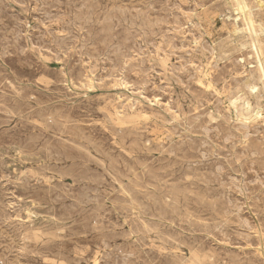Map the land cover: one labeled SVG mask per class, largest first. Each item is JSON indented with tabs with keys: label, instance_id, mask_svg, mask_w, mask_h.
I'll return each mask as SVG.
<instances>
[{
	"label": "rangeland",
	"instance_id": "obj_1",
	"mask_svg": "<svg viewBox=\"0 0 264 264\" xmlns=\"http://www.w3.org/2000/svg\"><path fill=\"white\" fill-rule=\"evenodd\" d=\"M263 1L0 0V264H264Z\"/></svg>",
	"mask_w": 264,
	"mask_h": 264
},
{
	"label": "bare ground",
	"instance_id": "obj_2",
	"mask_svg": "<svg viewBox=\"0 0 264 264\" xmlns=\"http://www.w3.org/2000/svg\"><path fill=\"white\" fill-rule=\"evenodd\" d=\"M29 1H30V0H29ZM233 1H234V0H233ZM237 1H242V2H244V0H237ZM54 2H55V1H54ZM56 2H57V1H56ZM230 2H231V1H230ZM247 2H248V1H247ZM254 2H255V1H254ZM263 2H264V1H263ZM245 3H246V1H245ZM250 3H251V2H250ZM32 4H33V3H32ZM47 4H48V3H47ZM50 4H51V3H50ZM58 4H60V2H58ZM259 4H260V3H259ZM30 5H31V4H30ZM236 5H237V4H236ZM46 6H47V5H46ZM59 6H63V5H59ZM64 6H65V5H64ZM232 6H233V5H232ZM245 6H246V4H245ZM245 6H244V7H245ZM50 7H52V5H51ZM236 7H237V6H236ZM236 7H235V8H236ZM250 7H251V6H250ZM250 7L247 6V8H250ZM263 7H264V6H263ZM53 8H55V7H53ZM57 8H58V7H57ZM67 8H68V7H67ZM233 8H234V7H233ZM237 9H238V8H237ZM242 9H243V8H242ZM67 10H68V9H67ZM69 10H70V8H69ZM69 10H68V11H69ZM246 10H247V9H246ZM250 10H251V9H250ZM65 11H66V10H65ZM237 11H238V10H237ZM237 11H236V12H237ZM243 11H244V10H243ZM243 11L241 10V13H242ZM49 12H50V11H49ZM66 12H67V11H66ZM253 12H255V9H254ZM69 13H70V12H69ZM75 13H76V12H75ZM77 13H78V12H77ZM80 13H83V14H84L83 11L80 12ZM237 13H238V12H237ZM46 14H47V12H46ZM67 14H68V13H67ZM70 14H71V13H70ZM244 14H245V12H244ZM54 15H55V14H54ZM63 15H65V14H63ZM78 15H79V13H78ZM88 15H89V14H88ZM237 15H238V14H237ZM56 16H57V14H56ZM65 16H66V15H65ZM84 16H85V15H84ZM235 16H236V15H235ZM245 16H246V15H245ZM46 17H47V16H46ZM50 17H51V16H50ZM73 17H74V16H73ZM80 17H81V16H80ZM102 17H103V16H102ZM82 18H83V17H82ZM100 18H101V17H100ZM114 18H115V17H114ZM124 18H125V17H124ZM127 18H128V17H127ZM188 18H189V17H188ZM188 18H187V19H188ZM73 19H74V18H73ZM75 19H76V18H75ZM102 19H103V18H102ZM121 19H122V18H121ZM246 19H247V18H246ZM38 20H39V19H38ZM49 20H50V19H49ZM59 20H62V19H59ZM124 20H125V19H124ZM127 20H128V19H127ZM252 20H253V19H252ZM260 20H261V19H260ZM62 21H63V20H62ZM104 21H105V20H104ZM261 21H262V20H261ZM71 22H72V21H71ZM79 22H80V21H79ZM129 22H130V21H129ZM138 22H139V21H138ZM188 22H189V21H188ZM191 22H192V21H191ZM239 22H242V21H239ZM247 22H248V21H247ZM251 22H252V21H251ZM256 22H257V21H256ZM68 23H69V21H68ZM88 23H89V22H88ZM242 23H244V22H242ZM252 23H253V22H252ZM41 24H42V23H41ZM65 24H66V23H65ZM190 24H191V23H190ZM235 24H236V23H235ZM235 24H234V25H235ZM257 24H258V23H257ZM71 25H72V24H71ZM71 25H70V26H71ZM75 25H76V24H75ZM137 25H138V24H137ZM142 25H143V23H142ZM145 25H146V24H145ZM187 25H189V23H188ZM194 25H195V24H194ZM239 25H240V24H239ZM243 25H244V24H243ZM94 26H95V25H94ZM128 26H129V25H128ZM61 27H62V26H61ZM64 27H65V26H64ZM66 27H67V26H66ZM97 27H98V26H97ZM113 27H114V26H113ZM115 27H116V26H115ZM191 27H192V26H191ZM260 27H261V26H260ZM62 28H63V27H62ZM62 28H61V29H62ZM70 28H72V27H70ZM95 28H96V26H95ZM150 28H151V27H150ZM249 28H250V27H249ZM75 29H76V28H75ZM80 29H81V28H80ZM97 29H99V28H97ZM197 29H198V28H197ZM242 29H243V28H242ZM250 29H251V28H250ZM67 30H70V29L67 28ZM85 30H86V29H85ZM131 30H132V29H131ZM246 30H247V29H246ZM260 30H261V29H260ZM29 31H30V30H29ZM54 31H55V30H54ZM62 31H63V30H62ZM70 31H71V30H70ZM94 31H96V30H94ZM199 31H200V30H199ZM244 31H245V30H244ZM46 32H47V31H46ZM65 32H66V31H65ZM149 32H150V31H149ZM254 32H255V31H254ZM88 33H89V32H88ZM200 33H201V32H200ZM244 33H245V32H244ZM249 33H250V32H249ZM35 34H36V33H35ZM40 34H41V33H40ZM44 34H45V33H44ZM74 34H75V33H74ZM91 34H93V33H91ZM125 34H126V33H125ZM127 34H128V33H127ZM132 34H133V33H132ZM205 34H206V32H205ZM259 34H260V33H259ZM33 35H34V34H33ZM36 35H37V34H36ZM38 35H39V34H38ZM48 35H49V34H48ZM75 35H76V34H75ZM101 35H102V34H101ZM242 35H243V34H242ZM53 36H54V35H53ZM71 36H72V35H71ZM73 36H74V35H73ZM78 36H80V35H78ZM89 36H91V35L89 34ZM122 36H123V35H122ZM159 36H160V35H159ZM159 36H158V37H159ZM163 36H165V34H164ZM191 36H192V35H191ZM247 36H248V35H247ZM247 36H246V37H247ZM22 37H23V36H22ZM22 37H21V38H22ZM40 37H41V36H40ZM69 37H70V36H69ZM69 37H68V38H69ZM196 37H197V36H196ZM243 37H244V36H243ZM33 38H34V37H33ZM65 38L67 39V37H65ZM74 38H75V37H74ZM161 38H162V37H161ZM207 38H208V37H207ZM235 38H236V37H235ZM241 38H242V37H241ZM28 39H29V38H28ZM76 39H77V38H76ZM76 39H74V40H76ZM81 39H82V38H81ZM81 39H80V40H81ZM159 39H160V38H159ZM193 39H194V37H193ZM193 39H192V40H193ZM198 39H199V38H198ZM200 39H201V38H200ZM238 39H239V38H238ZM242 39H243V38H242ZM242 39H241V41H242ZM53 40H54V38H53ZM71 40H72V39H71ZM78 40H79V39H78ZM86 40H87V39H86ZM92 40H93V39H92ZM163 40H164V39H163ZM246 40H247V39H246ZM34 41H35V40H34ZM57 41H58V40H57ZM69 41H70V40H69ZM69 41H68V42H69ZM72 41H73V40H72ZM93 41H94V40H93ZM101 41H102V40H101ZM195 41H196V40H195ZM234 41H235V43H236V40H234ZM247 41H248V40H247ZM32 42H33V41H32ZM32 42H31V43H32ZM41 42H42V41H41ZM63 42H64V41H63ZM65 42H66V41H65ZM98 42H99V41H98ZM102 42H103V41H102ZM53 43H54V42H53ZM76 43H77V42H76ZM91 43H92V42H91ZM91 43H90V44H91ZM95 43H96V42H95ZM131 43H132V42H131ZM195 43H196V42H195ZM202 43H203V42H202ZM210 43H212V42H210ZM239 43H240V42H239ZM242 43H243V42H242ZM259 43H260V41H259ZM66 44H67V43H66ZM74 44H75V43H74ZM92 44H93V43H92ZM186 44H187V43H186ZM186 44H185V45H186ZM193 44H194V43H193ZM212 44H213V43H212ZM212 44H211V45H212ZM233 44H234V43H233ZM41 45H42V44H41ZM63 45H65V43H63ZM70 45H71V44H70ZM70 45H68V46H70ZM81 45H82V44H81ZM114 45H115V44H114ZM133 45H134V44H133ZM237 45H238V44H237ZM247 45H248V42H247ZM252 45H253V44H252ZM68 46L66 45V47H68ZM85 46H87V45H85ZM94 46H95V45H94ZM94 46H93V47H94ZM112 46H113V44H112ZM120 46H122V45H120ZM191 46H192V45H191ZM196 46H197V44H196ZM203 46H205L204 43H203ZM203 46H202V47H203ZM75 47H76V46H75ZM79 47H80V46H79ZM113 47H114V46H113ZM116 47H117V46H116ZM132 47H133V46H132ZM136 47H137V46H136ZM157 47H158V46H157ZM157 47H156V48H157ZM160 47H161V46H160ZM193 47H194V46H193ZM217 47H218V46H217ZM249 47H250V45H249ZM90 48H91V47H90ZM199 48H201V47H199ZM227 48H228V47H227ZM232 48H233V47H232ZM237 48H238V47H237ZM56 49H57V48H56ZM76 49H77V48H76ZM93 49H98V48H93ZM122 49H123V48H122ZM122 49H121V50H122ZM159 49H160V48H159ZM187 49H188V48H187ZM205 49H206V48H205ZM208 49H209V48H208ZM256 49H257V48H256ZM86 50H87V49H86ZM123 50H124V49H123ZM132 50H133V48H132ZM138 50H139V49H138ZM201 50H202V49H201ZM234 50H235V49H234ZM247 50H248V49H247ZM249 50H250V49H249ZM260 50H261V49H260ZM57 51H59V50H57ZM80 51H81V50H80ZM88 51H89V50H88ZM91 51H92V50H91ZM107 51H108V50H107ZM114 51L117 52V49H116V50L114 49ZM130 51H131V50H130ZM188 51H189V50H188ZM194 51H195V50H194ZM198 51H199V50H198ZM212 51H213V50H212ZM230 51H231V50H230ZM230 51H229V52H230ZM257 51H258V49H257ZM31 52H32V51H31ZM68 52H69V51H68ZM73 52H74V51H73ZM81 52H82V51H81ZM81 52H80V53H81ZM112 52H113V51H112ZM139 52H140V51H139ZM39 53H40V52H39ZM55 53H56V52H55ZM95 53H96V50H95ZM131 53H132V52H131ZM137 53H138V52H137ZM137 53H136V54H137ZM167 53H168V52H167ZM186 53H187V52H186ZM197 53H199V52H196V54H197ZM210 53H211V52H210ZM210 53H209V54H210ZM223 53H224V52H223ZM234 53H235V52H234ZM37 54H38V53H37ZM75 54H77V53H75ZM83 54H84V53H83ZM83 54H82V55H83ZM104 54H106V52H105ZM188 54H189V53H188ZM209 54H208V55H209ZM241 54H242V53H241ZM245 54H246V53H245ZM250 54H251V53H250ZM32 55H33V54H32ZM55 55H56V54H55ZM89 55H90V54H89ZM112 55H113V54H112ZM114 55H115V54H114ZM133 55H134V54H133ZM157 55H159V54H157ZM169 55H170V54H169ZM220 55H221V54H220ZM243 55H244V53H243ZM87 56H88V54H87ZM95 56H97V55H95ZM101 56H102V55H101ZM109 56H110V55H109ZM130 56H131V54H130ZM165 56H166V55H165ZM187 56H188V55H187ZM191 56H193V55H191ZM211 56H212V55H211ZM232 56H233V55H232ZM235 56H236V55H235ZM259 56H260V55H259ZM64 57H65V56H64ZM72 57H73V56H72ZM88 57H89V56H88ZM133 57H134V56H133ZM175 57H176V55H175ZM207 57H208V56H207ZM217 57H218V56H217ZM228 57H229V56H228ZM239 57H240V56H239ZM74 58H75V57H74ZM74 58H73V59H74ZM82 58H83V57H82ZM136 58H137V57H136ZM181 58H182V57H181ZM193 58H195V57H193ZM209 58H210V57H209ZM235 58H237V57H235ZM32 59H33V58H32ZM59 59H61V58H59ZM95 59H96V58H95ZM110 59H111V58H110ZM131 59H133V58H131ZM157 59H158V58H157ZM200 59H201V58H200ZM207 59H208V58H207ZM222 59H223V58H222ZM226 59H227V58H226ZM231 59H232V58H231ZM231 59H230V60H231ZM66 60H67V59H66ZM242 60L244 61L245 59H242ZM247 60H248V59H247ZM247 60H245V61L247 62ZM251 60H252V59H251ZM254 60H255V59H254ZM257 60H258V59H257ZM86 61H87V60H86ZM140 61H141V60H140ZM208 61H209V60H208ZM221 61H222V60H221ZM238 61H239V60H238ZM49 62H50V61H49ZM51 62H52V61H51ZM54 62H55V61H54ZM83 62H84V61H83ZM92 62H93V61H92ZM148 62H149V60H148ZM182 62H183V61H182ZM197 62H198V61H197ZM222 62H223V61H222ZM225 62H226V61H225ZM248 62H249V61H248ZM183 63H184V62H183ZM217 63H218V62H217ZM226 63H227V62H226ZM250 63H251V62H250ZM262 63H263V62H262ZM140 64H141V63H140ZM171 64H172V63H171ZM174 64H175V63H174ZM176 64H177V63H176ZM179 64H180V63H178V65H179ZM189 64H191V63H189ZM199 64H200V63H199ZM203 64H204V63H203ZM206 64H207V63H206ZM223 64H224V63H223ZM232 64H234V63H232ZM241 64H243V63H241ZM33 65H34V64H33ZM85 65H86V64H85ZM89 65H91V64L89 63ZM178 65H177V66H178ZM211 65H212V63H211ZM214 65H215V64H214ZM226 65H227V64H226ZM226 65H225V66H226ZM239 65H240V64H239ZM243 65H244V64H243ZM64 66H66V65H64ZM67 66H68V65H67ZM125 66H126V65H125ZM183 66H184V65H183ZM208 66H209V63H208ZM215 66H216V65H215ZM217 66H218V65H217ZM254 66H255V65H254ZM32 67H33V66H32ZM50 67H51V66H50ZM60 67H61V66H60ZM98 67H99V66H98ZM101 67H102V66H101ZM194 67H195V66H194ZM194 67H193V70H195ZM201 67H202V66H201ZM226 67H227V66H226ZM231 67H232V66H231ZM237 67H238V66H237ZM241 67H242V66H241ZM39 68H40V67H39ZM41 68H42V67H41ZM41 68H40V69H41ZM61 68H62V67H61ZM123 68H124V66H123ZM191 68H192V67H191ZM204 68H205V67H204ZM221 68H222V67H221ZM221 68H220V70H221ZM228 68H229V67H228ZM40 69H38V70H40ZM76 69H77V68H76ZM76 69H75V70H76ZM81 69H82V68H81ZM103 69H104V68H103ZM170 69H171V68H170ZM189 69H190V67H189ZM217 69H218V68H217ZM229 69H230V68H229ZM232 69H233V68H232ZM242 69H243V68H242ZM42 70H43V69H42ZM64 70H66V69L64 68ZM91 70H93V69H91ZM96 70H97V69H96ZM122 70H123V69H122ZM211 70H212V69H211ZM213 70H214V69H213ZM215 70H216V69H215ZM222 70H223V69H222ZM222 70H221V71H222ZM259 70H260V69H259ZM81 71H82V70H81ZM136 71H137V70H136ZM139 71H140V70H139ZM168 71H169V70H168ZM174 71H176V70H174ZM191 71H192V69H191ZM198 71H199V70H198ZM203 71H204V70H203ZM230 71H231V70H230ZM237 71H238V70H237ZM240 71H241V69H240ZM252 71H253V69H252ZM257 71H258V67H257ZM57 72H59V71H57ZM57 72H56V73H57ZM75 72H77V71H75ZM75 72H74V73H75ZM78 72H79V71H78ZM78 72H77V73H78ZM82 72H83V71H82ZM127 72H128V71H127ZM169 72H170V71H169ZM171 72H172V71H171ZM180 72H181V71H180ZM210 72H211V71H210ZM222 72H223V71H222ZM228 72H229V71H228ZM250 72H251V71H250ZM261 72H262V71H261ZM46 73H47V72H46ZM61 73H62V72H61ZM61 73H59V74H61ZM77 73H75V74H77ZM80 73H81V72H80ZM175 73H176V72H175ZM197 73H198V72H197ZM218 73H219V72H218ZM233 73H234V71H233ZM239 73H240V72H239ZM247 73H248V72H247ZM64 74H65V73H64ZM87 74H88V73H87ZM193 74H194V73H193ZM226 74H227V72H226ZM230 74H231V73H230ZM235 74H236V73H235ZM252 74H253V73H252ZM38 75H39V74H38ZM55 75H56V74H55ZM55 75H54V77H55ZM83 75H84V73H83ZM107 75H108V74H107ZM175 75H176V74H175ZM175 75H174V76H175ZM203 75H204V73H203ZM220 75H221V74H220ZM224 75H225V74H224ZM232 75H233V74H232ZM23 76H25V75H23ZM32 76H33V75H32ZM118 76H119V75H118ZM178 76H179V75H178ZM178 76H176V77H178ZM240 76H241V75H240ZM249 76H250V74H249ZM260 76H261V75H260ZM64 77H65V76H64ZM79 77H80V75H79ZM82 77H83V76H82ZM102 77H103V76H102ZM115 77H116V76H115ZM168 77H169V76H168ZM198 77H199V76H198ZM206 77H207V76H206ZM218 77H219V76H218ZM220 77H221V76H220ZM223 77H224V76H223ZM245 77H246V76H245ZM5 78H6V77H5ZM12 78H13V77H12ZM19 78H20V77H19ZM30 78H31V77H30ZM67 78H68V77H67ZM70 78H71V77H70ZM108 78H109V77H108ZM126 78H127V77H126ZM179 78H180V76H179ZM181 78H182V77H181ZM188 78H189V77H188ZM243 78H244V77H243ZM65 79H66V78H65ZM74 79H75V77H74ZM74 79H73V80H74ZM80 79H82V78H80ZM80 79H79V80H80ZM91 79H92V78H91ZM102 79H103V78H102ZM173 79H174V78H173ZM213 79H214V78H213ZM224 79H225V78H224ZM232 79H233V78H232ZM232 79H231V80H232ZM50 80H51V79H50ZM53 80H54V79H53ZM56 80H58V79H56ZM62 80H64V79H62ZM92 80H93V79H92ZM97 80H98V79H97ZM175 80H176V79H175ZM217 80H218V82H220L219 79H217ZM228 80H229V79H228ZM228 80L226 79V81H228ZM235 80H236V79H235ZM235 80H234V81H235ZM245 80H246V79H245ZM252 80H253V79H252ZM8 81H9V80H8ZM16 81H17V80H16ZM25 81H26V80H25ZM82 81H83V80H82ZM82 81H81V82H82ZM86 81H87V80H86ZM120 81H121V79H120ZM173 81H174V80H173ZM184 81H185V80H184ZM188 81H189V80H188ZM191 81H192V80H191ZM209 81H210V80H209ZM250 81H251V80H250ZM28 82H29V81H28ZM67 82H69V81H67ZM71 82H72V81H71ZM207 82H208V81H207ZM213 82H214V81H213ZM229 82H230V81H229ZM242 82H243V81H242ZM262 82H263V81H262ZM65 83H66V82H65ZM79 83H80V82H79ZM85 83H86V82H85ZM101 83H102V81H101ZM101 83H100V84H101ZM115 83H116V82H115ZM115 83H114V84H115ZM182 83H183V82H182ZM185 83H186V82H185ZM198 83H199V82H198ZM227 83H228V82H227ZM233 83H234V82H232V84H233ZM237 83H238V82H237ZM245 83H246V82H245ZM253 83H254V82H253ZM10 84H11V83H10ZM32 84H33V83H32ZM74 84H75V83H74ZM83 84H84V82H83ZM86 84H87V83H86ZM88 84H90V83H88ZM110 84H111V83H110ZM186 84H187V83H186ZM214 84H215V83H214ZM230 84H231V83H230ZM251 84H252V83H251ZM256 84H257V83H256ZM256 84H255V85H256ZM26 85H27V84H26ZM81 85H82V84H81ZM108 85H109V84H108ZM173 85H174V84H173ZM207 85H208V84H207ZM216 85H217V84H216ZM218 85H219V84H218ZM233 85H234V84H233ZM244 85H245V84H244ZM7 86H9V85H7ZM40 86H41V85H40ZM84 86H85V85H84ZM95 86H96V85H95ZM99 86H100V85H99ZM101 86H103V85H101ZM104 86H105V85H104ZM122 86H123V85H122ZM126 86H127V85H126ZM187 86H188V85H187ZM213 86H215V85H213ZM221 86H222V85H221ZM225 86H226V85H225ZM229 86H230V85H229ZM237 86H238V85L236 84L235 87H237ZM27 87H28V86H27ZM110 87H111V85H110ZM218 87H219V86H218ZM238 87H239V86H238ZM238 87H237V88H238ZM240 87H241V86H240ZM256 87H258V86H256ZM261 87H262V86H261ZM1 88H2V86H1ZM58 88H59V87H58ZM89 88H90V87H89ZM91 88H92V87H91ZM179 88H180V87H179ZM214 88H215V87H213V89H214ZM244 88H245V87H244ZM248 88H249V87H248ZM248 88H247V90H248ZM253 88H254V87L252 86V89H253ZM38 89H39V88H38ZM38 89H37V90H38ZM47 89H48V88H47ZM92 89H93V88H92ZM124 89H126V88H124ZM185 89H187V88H185ZM217 89H218V88H216V90H217ZM222 89H223V88H222ZM232 89H233V88H232ZM240 89H241V88H240ZM245 89H246V88H245ZM187 90H189V89H187ZM214 90H215V89H214ZM219 90H220V89H219ZM223 90H224V89H223ZM227 90H228V89H227ZM263 90H264V89H263ZM19 91H20V89H19ZM21 91H22V90H21ZM47 91H48V90H47ZM180 91H181V90H180ZM183 91H184V90H183ZM224 91H225V90H224ZM231 91H232V90H231ZM1 92H2V91H1ZM102 92H103V91H102ZM181 92H182V91H181ZM220 92H221V91H220ZM220 92H219V93H220ZM226 92H227V91H226ZM228 92H229V91H228ZM242 92H243V91H242ZM245 92L247 93V91H245ZM31 93H32V92H31ZM82 93H83V92H82ZM82 93H81V94H82ZM91 93H92V92H91ZM108 93H109V92H108ZM110 93H112V92H110ZM119 93H120V92H119ZM185 93H186V92H185ZM187 93H188V92H187ZM187 93H186V94H187ZM196 93H197V92H196ZM216 93H217V92H216ZM224 93H225V92H224ZM240 93H241V92H240ZM240 93H239V94H240ZM252 93H253V92H252ZM11 94H12V93H11ZM87 94H88V93H87ZM87 94H86V95H87ZM89 94H90V93H89ZM115 94H116V93H115ZM237 94H238V93H237ZM25 95H26V94H25ZM28 95H29V94H28ZM31 95H32V94H31ZM52 95H54V94H52ZM70 95H72V94H70ZM208 95H209V94H208ZM217 95H218V94H217ZM256 95H257V94H256ZM258 95H259V94H258ZM258 95H257V97H258ZM75 96H76V95H75ZM187 96H188V95H187ZM191 96H192V95H191ZM235 96H236V94H235ZM35 97H36V96H35ZM65 97H67V96H65ZM121 97H122V96H121ZM215 97H216V94H215ZM38 98H39V97H38ZM59 98H61V97H59ZM82 98H83V97H82ZM117 98H120V97H117ZM209 98H210V97H209ZM225 98H226V97H225ZM137 99H138V98H137ZM195 99H197V98H195ZM204 99H205V98H204ZM222 99H223V98H222ZM255 99H257V98H255ZM41 100H42V99H41ZM68 100H72V99H68ZM139 100H140V99H139ZM200 100H203V99H200ZM213 100H214V99H213ZM231 100H232V99H231ZM75 101H78V99L75 100ZM119 101H120V100H119ZM125 101H126V100H125ZM135 101H136V100H135ZM180 101H181V100H180ZM187 101H188V103H189V100H187ZM66 102H67V101H66ZM128 102H129V101H128ZM130 102H131V101H130ZM133 102H134V101H133ZM133 102H132V103H133ZM154 102H155V101H154ZM154 102H153V103H154ZM198 102H199V101H198ZM204 102H205V101H204ZM204 102H203V103H204ZM57 103H58V102H57ZM140 103H141V102H140ZM149 103H150V102H149ZM200 103H201V102H200ZM205 103H206V102H205ZM210 103H211V102H210ZM214 103H216V102H214ZM222 103H223V102H222ZM254 103H255V101H254ZM257 103H258V101H257ZM141 104H142V103H141ZM141 104H140V105H141ZM158 104H159V103H158ZM189 104H190V103H189ZM219 104H220V103H219ZM244 104L246 105V109H245V111H246L247 113H249V112H250V108H252L251 105H250V103H249V100L246 99V100L244 101ZM150 105H151V103H150ZM206 105H207V104H206ZM216 105H217V104H216ZM234 105H235V107H236V103H234ZM239 105H240V104H239ZM260 105H261V104H260ZM36 106H37V105H36ZM67 106H69V105H67ZM83 106H84V105H83ZM202 106H203V105H202ZM223 106H224V105H223ZM252 106H253V105H252ZM57 107H58V106H57ZM70 107H71V106H70ZM76 107H78V106H76ZM79 107H80V106H79ZM212 107H213V105H212ZM216 107H217V106H216ZM239 107H240V106H239ZM254 107H255V106H254ZM40 108H43V107H40ZM83 108H85V107H83ZM120 108H121V105H120ZM131 108H132V107H131ZM159 108H160V107H159ZM221 108H222V107H221ZM80 109H81V108H80ZM86 109H87V108H86ZM91 109H94V108H91ZM96 109H97V108H96ZM201 109H202V108H201ZM210 109H211V108H210ZM210 109H209V110H210ZM35 110H36V109H35ZM51 110H52V109H51ZM70 110H71V109H70ZM182 110H183V109H182ZM191 110H192V109H191ZM215 110H217V109H215ZM113 111H114V110H113ZM116 111H117V110H116ZM120 111H121V110H120ZM186 111H187V110H186ZM195 111H196V110H195ZM202 111H203V110H202ZM206 111H207V110H206ZM253 111H255V109H254ZM258 111H259V110H258ZM35 112H37V110H36ZM146 112H147V111H146ZM155 112H156V111H155ZM160 112H161V111H160ZM177 112H178V111H177ZM222 112H223V111H222ZM59 113H60V112H59ZM95 113H96V112H95ZM118 113H119V112H118ZM185 113H186V112H185ZM188 113H190V112H188ZM208 113H209V112H208ZM243 113H244V112H242L241 117H242L243 119H244V118L246 119V115L243 114ZM258 113H259V112H258ZM35 114H36V113H35ZM46 114H47V113H46ZM153 114H154V113H153ZM161 114H162V113H161ZM191 114H192V113H191ZM197 114H199V113H197ZM203 114H205V113H203ZM214 114H215V113H214ZM218 114H219V113H218ZM221 114H222V113H221ZM233 114H234V113H233ZM25 115H26V114H25ZM106 115H107V113H106ZM183 115H184V114H183ZM201 115H202V114H201ZM207 115H208V114H207ZM225 115H226V114H225ZM253 115H254V114H253ZM70 116H71V115H70ZM102 116H103V115H102ZM174 116H175V115H174ZM179 116H180V115H179ZM195 116H196V115H195ZM195 116H194V118H195ZM198 116H199V115H198ZM202 116H203V115H202ZM219 116H220V115H219ZM263 116H264V115H263ZM54 117H55V116H54ZM89 117H90V116H89ZM175 117H178V116L176 115ZM224 117H225V116H224ZM11 118H12V116H11ZM42 118H43V117H42ZM87 118H88V117H87ZM135 118H136V117H135ZM191 118H192V116H191ZM196 118H197V117H196ZM196 118H195V119H196ZM228 118H230V117H228ZM15 119H16V118H15ZM178 119H179V118H178ZM24 120H25V119H24ZM38 120H39V119H38ZM86 120H87V119H86ZM173 120H174V118H173ZM192 120H193V119H192ZM198 120H199V119H198ZM220 120H221V119H220ZM224 120H225V119H224ZM13 121H14V120H13ZM33 121H34V120H33ZM47 121H48V120H47ZM59 121H61V120H59ZM145 121H146V120H145ZM230 121H231V120H230ZM200 122H202V121H200ZM221 122H222V121H221ZM248 122H249V121H248ZM12 123H13V122H12ZM94 123H95V122H94ZM184 123H185V122H184ZM244 123H245V122H244ZM33 124H34V123H33ZM98 124H99V122H98ZM185 124H186V123H185ZM190 124H191V123H190ZM204 124H205V123H204ZM246 124H247V123H246ZM19 125H20V124H19ZM91 125H92V124H91ZM94 125H95V124H94ZM242 125H243V124H242ZM242 125H241V126H242ZM263 125H264V123H263ZM138 126H139V125H138ZM235 126H237V125H235ZM238 126H239V125H238ZM241 126H240V128H241ZM38 127H39V126H38ZM144 127H145V125H144ZM213 127H214V126H213ZM254 127H256V126L254 125ZM260 127H261V126H260ZM263 127H264V126H263ZM99 128H100V127H99ZM131 128H132V127H131ZM199 128H200V127H199ZM203 128H205V127H203ZM208 128H209V127H208ZM245 128H246V127H245ZM245 128H244V129H245ZM258 128H259V126H258ZM258 128H257V129H258ZM38 129H39V128H38ZM102 129H103V128H102ZM119 129H120V128H119ZM119 129H118V130H119ZM129 129H130V128H129ZM205 129H207V128H205ZM209 129H210V128H209ZM213 129H215V127H214ZM246 129H247V128H246ZM250 129H251V128H250ZM92 130H93V129H92ZM140 130H141V129H140ZM186 130H187V129H186ZM200 130H201V129H200ZM207 130H208V129H207ZM79 131H80V130H79ZM82 131H83V130H82ZM208 131H209V130H208ZM258 131H259V129H258ZM118 132H119V131H118ZM123 132H124V131H123ZM129 132H130V131H129ZM206 132H207V131H206ZM206 132H205V133H206ZM209 132H210V131H209ZM251 132H252V131H251ZM255 132H256V131H255ZM81 133H82V132H81ZM121 133H122V132H121ZM205 133H204V134H205ZM245 133H246V132H245ZM8 134H9V133H8ZM83 134H84V133H82L81 135H83ZM132 134H133V133H132ZM240 134H241V133H240ZM246 134H247V133H246ZM6 135H7V134H6ZM22 135H23V134H22ZM43 135H44V134H43ZM79 135H80V134H79ZM142 135H143V134H142ZM247 135H248V134H247ZM247 135H246V136H247ZM30 136H31V135H30ZM49 136H51V135H49ZM54 136H55V135H54ZM107 136H108V135H107ZM109 136H110V135H109ZM226 136H227V135H226ZM231 136H233V135H231ZM38 137H40V136H38ZM41 137H42V136H41ZM51 137H52V136H51ZM56 137H57V136H56ZM78 137H79V136H78ZM83 137H84V136H83ZM46 138H47V137H46ZM81 138H82V137H81ZM89 138H90V137H89ZM89 138H88V139H89ZM233 138H234V137H233ZM24 139H25V140H24V143H25L26 138H24ZM34 139H35V138H34ZM79 139H80V138H79ZM84 139H85V138H84ZM101 139H102V138H101ZM101 139H100V140H101ZM109 139L111 140V138H109ZM133 139H134V138H132V140H133ZM224 139H225V138H224ZM242 139H243V138H242ZM245 139H246V138H245ZM262 139H263V138H262ZM28 140H29V139H28ZM43 140H44V138H43ZM61 140H62V139H61ZM93 140H94V139H93ZM102 140H103V139H102ZM140 140H141V139H140ZM146 140H147V139H146ZM228 140H229V139H228ZM258 140H259V139H258ZM258 140H257V141H258ZM263 140H264V139H263ZM9 141H10V140H9ZM32 141H33V140H32ZM63 141H64V140H63ZM90 141H91V140H90ZM113 141H114V139H113ZM113 141H112V142H113ZM225 141H227V139H226ZM225 141H224V142H225ZM237 141H238V140H237ZM260 141H261V140H260ZM22 142H23V141H22ZM49 142H50V141H49ZM61 142H62V141H61ZM80 142H81V141H80ZM84 142H86V141H84ZM129 142H130V141H129ZM138 142H139V140H138ZM143 142H144V141H143ZM248 142H249V141H248ZM32 143H33V142H32ZM34 143H35V142H34ZM36 143H37V142H36ZM40 143H43V142H40ZM46 143H47V142H46ZM72 143H73V142H72ZM86 143H87V142H86ZM90 143H91V142H90ZM93 143H94V142H93ZM100 143H101V142H100ZM100 143H99V144H100ZM109 143H110V142H109ZM109 143H107V144H109ZM226 143H227V142H226ZM232 143H233V142H232ZM30 144H31V142H29V144H27V146L30 147V146H31ZM79 144H80V143H79ZM87 144H88V143H87ZM87 144H86V145H87ZM94 144H95V143H94ZM127 144H128V143H126V145H127ZM140 144H141V143H140ZM146 144H147V142H146ZM245 144H246V143H245ZM24 145H26V144H24ZM29 145H30V146H29ZM37 145H39V144H37ZM41 145H42V144H41ZM41 145H40V146H41ZM48 145H49V144H48ZM97 145H98V144H97ZM114 145H115V144H114ZM22 146H23V144H22ZM44 146H45V144H44ZM46 146H47V145H46ZM52 146H53V145H52ZM52 146H51V147H52ZM83 146H84V145H83ZM87 146H88V145H87ZM102 146H104V145H102ZM108 146H109V145H108ZM20 147H21V146H20ZM28 147H27V149H28ZM47 147H48V146H47ZM51 147H49V148H51ZM70 147H71V146H70ZM75 147H76V146H75ZM90 147H92V145H91ZM93 147H95V146L93 145ZM93 147H92V148H93ZM99 147H100V146H99ZM106 147H107V146H106ZM115 147H116V146H115ZM261 147H262V146H261ZM18 148H19V147H18ZM24 148H25V150H26V147H25V146H24ZM76 148H78V147H76ZM92 148H91V149H92ZM102 148H103V147H102ZM109 148H110V147H109ZM116 148H117V147H116ZM39 149H40V148H39ZM43 149H44V148H43ZM79 149H80V148H79ZM87 149H88V148H87ZM114 149H115V148H114ZM119 149H120V148H119ZM244 149H246V148H244ZM20 150H21V149H20ZM23 150H24V149H23ZM29 150H30V149H28V151H29ZM34 150H35V149H34ZM77 150H78V149H77ZM107 150H108V149H106V151H107ZM115 150H116V149H115ZM121 150L123 151V149H121ZM28 151H26V152H28ZM65 151H66V150H65ZM93 151H95V149H94ZM109 151H110V150H109ZM128 151H129V150H128ZM245 151H246V150H245ZM26 152H25V153H26ZM29 152H30V151H29ZM29 152H28V153H29ZM48 152H49V150H48ZM73 152H74V151H73ZM85 152H86V151H85ZM85 152H84V153H85ZM101 152H102V151H101ZM110 152H111V151H110ZM110 152H109V153H110ZM133 152H134V150H133ZM242 152H243V151H242ZM255 152H256V151H255ZM55 153H56V152H55ZM82 153H83V152H82ZM86 153H87V152H86ZM106 153H107V152H106ZM117 153H118V152H117ZM117 153H116V154H117ZM120 153H121V152H120ZM246 153H248V152L246 151ZM253 153H254V152H253ZM18 154H19V153H18ZM31 154L33 155L34 153H31ZM50 154H51V152H50ZM58 154H59V153H58ZM67 154H68V153H67ZM93 154H94V153H93ZM102 154H103V153H102ZM110 154H111V153H110ZM124 154H125V153H124ZM131 154H133V153H131ZM27 155H28V154H27ZM54 155H55V154H54ZM54 155H53V156H54ZM72 155H73V154H72ZM83 155H84V154H83ZM88 155H89V154H88ZM100 155H101V154H100ZM108 155H109V154H108ZM117 155H119V154H117ZM29 156H30V154H29ZM59 156H61V155H59ZM85 156H86V155H85ZM101 156H102V155H101ZM247 156H248V154H247ZM252 156H253V154L251 155V157H252ZM97 157H98V156H97ZM233 157H234V156H233ZM65 158H66V157H65ZM87 158H88V157H87ZM92 158H93V157H92ZM113 158L116 159V157H113ZM122 158H123V157H122ZM122 158H121V159H122ZM124 158H125V157H124ZM126 158H127V157H126ZM126 158H125V159H126ZM128 158H129V157H128ZM261 158H262V157H261ZM89 159H90V158H89ZM94 159H95V158H94ZM117 159H118V158H117ZM125 159H124V160H125ZM68 160H69V159H68ZM126 160H128V159H126ZM134 160H135V159H134ZM251 160H252V159H251ZM87 161H88V160H87ZM100 161H101V159H100ZM122 161H123V160H121V162H122ZM130 161H131V160H130ZM90 162H91V161H90ZM96 162H97V161H96ZM116 162H117V161H116ZM119 162H120V161H119ZM127 162H128V161H127ZM247 162H248V161H247ZM77 163H78V162H77ZM113 163H114V162H113ZM40 164H41V163H40ZM74 164L76 165V163H74ZM74 164H72V165H74ZM78 164H79V163H78ZM99 164H101V163H99ZM107 164H109V163H107ZM121 164H122V163H121ZM126 164H127V163H126ZM134 164H135V162H134ZM246 164H247V163H246ZM249 164H250V163H249ZM252 164H253V163H252ZM252 164H250V165L252 166ZM95 165H96V164H95ZM104 165H105V164H104ZM117 165H118V164H117ZM122 165H123V164H122ZM131 165H132V164H131ZM247 165H248V164H247ZM253 165H254V164H253ZM64 166H65V165H64ZM79 166H80V164H79ZM79 166H77V167H79ZM110 166H111V165H110ZM118 166H120V164H119ZM134 166H135V165H134ZM218 166H219V165H218ZM245 166H246V165H245ZM32 167H33V166H32ZM54 167H55V166H54ZM59 167H61V166H59ZM67 167H68V166H67ZM99 167H100V166H99ZM111 167H112V166H111ZM113 167H114V165H113ZM113 167H112V168H113ZM125 167H126V166H125ZM128 167H129V164H128ZM130 167H132V166H130ZM228 167H229V166H228ZM249 167H250V166H249ZM249 167H248V169H249ZM47 168H48V167H47ZM103 168H104V167H103ZM109 168H110V167H109ZM116 168H117V167H116ZM120 168H121V166H120ZM122 168H123V167H122ZM135 168H136V167H135ZM216 168H217V167H216ZM254 168H255V167H254ZM254 168H253V169H254ZM66 169H67V168H66ZM75 169H76V168H75ZM75 169H74V170H75ZM80 169H81V168H80ZM104 169H105V168H104ZM106 169H107V168H106ZM113 169H114V168H113ZM125 169H126V168H125ZM125 169H124V170H125ZM129 169H130V168H129ZM218 169H219V168H218ZM248 169H247V170H248ZM64 170H65V167H64ZM81 170H82V169H81ZM114 170H115V169H114ZM124 170H123V171H124ZM215 170H216V169H215ZM244 170H245V169H244ZM257 170H258V169H256V171H257ZM48 171H49V170H48ZM75 171H76V170H75ZM105 171H106V170H105ZM249 171H250V170H249ZM50 172H51V170H50ZM65 172H66V171H65ZM83 172H84V171H83ZM106 172H107V171H106ZM210 172H211V171H210ZM216 172H217V171H216ZM220 172H221V171H220ZM226 172H227V171H226ZM259 172H260V171H259ZM263 172H264V171H263ZM55 173H56V172H55ZM71 173H72V172H71ZM113 173H115V172H113ZM119 173H120V172H119ZM212 173H213V172H212ZM253 173H254V171H253ZM66 174H67V173H66ZM75 174H76V172H75ZM75 174H74V175H75ZM78 174H79V173H78ZM78 174H77V175H78ZM81 174H82V171H81ZM84 174H85V172H84ZM116 174H117V171H116ZM224 174H225V173H224ZM246 174H247V173H246ZM246 174H245V175H246ZM261 174H262V173H261ZM71 175H73V173H72ZM77 175H76V177H77ZM121 175H122V174H121ZM218 175H219V173H218ZM229 175H230V174H229ZM251 175H252V173H251ZM256 175H257V174H256ZM258 175H259V174H258ZM263 175H264V174H263ZM83 176H84V175H83ZM90 176H91V175H90ZM107 176H108V175H107ZM116 176H117V175H116ZM118 176H119V175H118ZM122 176H123V175H122ZM74 177H75V176H74ZM91 177H92V176H91ZM228 177H230V176H228ZM87 178H88V176H87ZM92 178H93V177H92ZM109 178H110V177H109ZM119 178H120V177H119ZM123 178H124V177H123ZM220 178H221V177H220ZM224 178H225V177H224ZM250 178H251V177H250ZM253 178H254V177H253ZM255 178H256V177H255ZM261 178H263V177H261ZM24 179L26 180V178H24ZM83 179H85V178H83ZM226 179H230V178H226ZM263 179H264V178H263ZM90 180H91V179H90ZM111 180H112V179H111ZM222 180H223V179H222ZM260 180H262V179H260ZM39 181H40V180H39ZM114 181H115V180H114ZM120 181H122V180H120ZM230 181H231V180H230ZM258 181H259V180H258ZM262 181H263V180H262ZM41 182H42V181H41ZM45 182H46V181H45ZM82 182H83V181H82ZM93 182H94V181H93ZM123 182H124V181H123ZM217 182H218V181H217ZM249 182H250V181H249ZM26 183H27V182H26ZM36 183H37V182H36ZM115 183H117V181H116ZM226 183H227V182H226ZM232 183H233V182H232ZM261 183H262V182H261ZM30 184H31V183H30ZM46 184H47V182H46ZM51 184H52V183H51ZM233 184H234V183H233ZM47 185L49 186V184H47ZM59 185H60V184H59ZM59 185H58V187H59ZM116 185H117V184H116ZM245 185H246V184H245ZM52 186H53V184H52ZM56 186H57V183H56ZM56 186H55V187H56ZM120 186H121V185H120ZM247 186H248V185H247ZM255 186H256V185H255ZM260 186H261V185H260ZM32 187H33V186H32ZM124 187H125V186H124ZM214 187H215V186H214ZM216 187H217V186H216ZM235 187H236V186H235ZM245 187H246V186H245ZM250 187H251V186H250ZM252 187H254V186H252ZM80 188H82V187H80ZM227 188H228V187H227ZM123 189H124V188H123ZM245 189H246V188H245ZM253 189H255V188H253ZM56 190H57V189H56ZM83 190H85V189H83ZM86 190H87V189H86ZM204 190H206V189H204ZM209 190H210V189H209ZM226 190H227V189H226ZM246 190H247V189H246ZM255 190H256V189H255ZM127 191H128V189H127ZM127 191H125V192H127ZM248 191H250V189H249ZM262 191H263V190H262ZM262 191L259 190V192H262ZM227 192H228V190H227ZM251 192H252V191H251ZM257 192H258V191H257ZM81 193L83 194V192H81ZM85 193H86V192H85ZM127 193H128V192H127ZM134 193H136V192H134ZM158 193H159V192H158ZM162 193H163V192H161V194H162ZM204 193H205V192H204ZM222 193H223V192H222ZM78 194H80V193H78ZM82 194H81L79 197L82 198ZM129 194L131 195V192H130ZM132 194H133V193H132ZM168 194H169V193H168ZM200 194L202 195V193H200ZM227 194H228V193H227ZM56 195H57V194H56ZM146 195H147V194H146ZM157 195H158V194H157ZM220 195H221V194H220ZM24 196H25V195H24ZM41 196H42V195H41ZM57 196H59V195H57ZM140 196H141V195H140ZM148 196H149V195H148ZM159 196H160V195H159ZM227 196H228V195H227ZM250 196H251V194H250ZM55 197H56V196H55ZM86 197H87V196H86ZM88 197H89V195H88ZM127 197H128V196H127ZM131 197H132V196H131ZM135 197H137V196H135ZM152 197L155 198L154 196H152ZM157 197H158V196H157ZM165 197H166V196H165ZM176 197H177V196H176ZM254 197H255V196H254ZM50 198H51V197H50ZM53 198H54V197H53ZM129 198H130V197H129ZM227 198H228V197H227ZM252 198H253V197H252ZM255 198H256V197H255ZM29 199H30V198H29ZM48 199H49V197H48ZM51 199H52V198H51ZM82 199H83V198H82ZM82 199H81V201H82ZM89 199H91V198H89ZM132 199H133V198H132ZM159 199H160V198H159ZM162 199H163V197H162ZM165 199H166V198H165ZM85 200H86V199H85ZM137 200H140V199H137ZM154 200H155V199H154ZM156 200H157V199H156ZM178 200H179V199H178ZM178 200H177V201H178ZM182 200H183V199H182ZM57 201H58V200H57ZM57 201H56V202H57ZM130 201H131V200H130ZM142 201H143V200H142ZM185 201H186V200H185ZM56 202H55V203H56ZM71 202H72V201H71ZM82 202H85V201L83 200ZM82 202H80V203H82ZM139 202H140V201H139ZM158 202H159V200H158ZM163 202H164V201H163ZM181 202H182V201H181ZM188 202H189V201H188ZM58 203H59V201H58ZM87 203H88V201H87ZM91 203H92V202H91ZM140 203H142V202H140ZM143 203H144V202H143ZM151 203H152V202H151ZM160 203H161V201H160ZM174 203H175V201H174ZM228 203H230V201H228ZM84 204H85V203H84ZM137 204H138V202H137ZM176 204H177V203H176ZM30 205H32V204L30 203ZM74 205H75V204H74ZM144 205H145V204H144ZM160 205H161V204H160ZM224 205H225V204H224ZM69 206H70V205H69ZM85 206H87V205H85ZM139 206H140V205H139ZM142 206H143V205H142ZM147 206H148V204H147ZM162 206H163V205H162ZM172 206H173V205H172ZM174 206H175V205H174ZM189 206H191V205L189 204ZM51 207H52V206H51ZM145 207H146V206H145ZM145 207H144V208H145ZM159 207H160V206H159ZM182 207H183V206H182ZM231 207H232V206H231ZM49 208H50V207H49ZM49 208H47V209H49ZM54 208H55V207H54ZM73 208H74V207H73ZM140 208H141V207H140ZM169 208H170V207H169ZM192 208H193V207H192ZM47 209H46V210H47ZM69 209H70V208H69ZM141 209H142V208H141ZM151 209H152V208H151ZM160 209H161V208H160ZM160 209H158V210H160ZM163 209H164V208H163ZM229 209H230V208H229ZM229 209H228V210H229ZM76 210H77V208L75 209V211H76ZM144 210H146V209H144ZM147 210H148V209H147ZM158 210H157V211H158ZM170 210H172V209H170ZM173 210H174V209H173ZM29 211H30V210H29ZM31 211H32V210H31ZM35 211H36V210H35ZM37 211H38V210H37ZM39 211H40V210H39ZM42 211H43V210H42ZM50 211H51V210H50ZM70 211H71V210H70ZM70 211H69V213H70ZM73 211H74V210H73ZM79 211H80V210H79ZM134 211H135V210H134ZM136 211H138V210H136ZM155 211H156V210H155ZM161 211H162V210H161ZM165 211H166V210H165ZM33 212H34V211H33ZM55 212H56V211H55ZM55 212H54V213H55ZM146 212H147V211H146ZM146 212H144V213H146ZM167 212H168V211H167ZM24 213H25V212H24ZM40 213H41V212H40ZM43 213H44V212H43ZM50 213H51V212H50ZM56 213H58V212H56ZM63 213H64V211H63ZM81 213H82V212H81ZM81 213H80V214H81ZM152 213H153V212H152ZM28 214H29V213H28ZM31 214H32V213H31ZM31 214H30V215H31ZM36 214H38V213H36ZM41 214H42V213H41ZM45 214H46V213H45ZM48 214H49V213H48ZM59 214H61V213H59ZM70 214H72V211H71ZM74 214H77V213H74ZM172 214H173V213H172ZM38 215H39V214H38ZM63 215H64V214H63ZM49 216H51V215H49ZM64 216H65V215H64ZM145 216H147V215H145ZM161 216H162V215H161ZM165 216H166V214H165ZM238 216H239V215H238ZM53 217H54V216H53ZM55 217H56V214H55ZM55 217H54V218H55ZM66 217H68V216H66ZM66 217H65V218H66ZM80 217H82V216H80ZM137 217H138V216H137ZM152 217H153V216H152ZM155 217H157V216L155 215ZM239 217H240V216H239ZM27 218H28V217H27ZM27 218H26V219H27ZM57 218H58V217H57ZM166 218L168 219V216H167ZM171 218H172V217H171ZM242 219H243V218H242ZM262 219H263V218H262ZM62 220H63V219H62ZM65 220L67 221L68 219H65ZM65 220H64V221H65ZM85 220H86V219H85ZM89 220H90V219H89ZM160 220H161V219H160ZM173 220H174V219H173ZM244 220H245V219H244ZM257 220H258V219H257ZM91 221H92V219H91ZM161 221H162V220H161ZM260 221H261V218H260ZM14 222H15V221H14ZM14 222H13V223H14ZM39 222H40V221H39ZM154 222H155V221H154ZM156 222H157V221H156ZM172 222H173V221H172ZM239 222H240V225H241V221H240V220H239ZM245 222H246V221H245ZM258 222H259V221H258ZM263 222H264V221H263ZM145 223H146V222H145ZM147 223H148V222H147ZM158 223H159V222H158ZM173 223H174V222H173ZM53 224H54V223H53ZM90 224H91V223H90ZM246 224H247V223H246ZM256 224H257V223H256ZM40 225H41V224H40ZM42 225H43V224H42ZM46 225H47V224H46ZM51 225H52V224H51ZM70 225H71V223H70ZM160 225H163V224H160ZM174 225H175V224H174ZM38 226H39V225H38ZM53 226H54V225H53ZM65 226H66V225H65ZM156 226H157V225H156ZM258 226H259V225H258ZM261 226H262V225H261ZM32 227H33V226H32ZM34 227H37V226H34ZM40 227H41V226H40ZM47 227H48V226H46V228H47ZM49 227H50V226H49ZM56 227H57V226H56ZM63 227H64V226H63ZM88 227H89V226H88ZM43 228H44V227H43ZM52 228H53V227H52ZM150 228H151V227H150ZM162 228H163V227H162ZM245 228H246V227H245ZM249 228H250V227H249ZM249 228H248V229H249ZM261 228H262V227H261ZM26 229H27V228H26ZM28 229H29V228H28ZM58 229H59V228H58ZM58 229H57V230H58ZM94 229H95V228H94ZM144 229H145V228H144ZM146 229H147V228H146ZM146 229H145V230H146ZM148 229H149V228H148ZM151 229H153V228H151ZM151 229H150V230H151ZM256 229H257V227H256ZM50 230H51V229H50ZM54 230H55V229H54ZM52 231H53V230H52ZM87 231L91 232L90 230H87ZM151 231H152V230H151ZM163 231H164V230H163ZM166 231H167V230H166ZM170 231H171V230H170ZM249 231H250V230H249ZM148 232H149V231H148ZM154 232H155V231H154ZM175 232H176V231H175ZM78 233H80V232H78ZM82 233H84V231H83ZM86 233H87V232H86ZM146 233H147V232H146ZM162 233H164V232H162ZM165 233H166V232H165ZM236 233H237V232H236ZM17 234H18V233H17ZM88 234H89V233H88ZM155 234H156V233H155ZM166 234H167V233H166ZM77 235H78V234H77ZM80 235H81V234H80ZM153 235H154V234H153ZM236 235H238V234H236ZM51 236H52V235H51ZM90 236H92V235H90ZM95 236H97V235H95ZM163 236H164V235H163ZM171 236H173V235H171ZM260 236H261V235H260ZM49 237H50V236H49ZM55 237H57V236H55ZM61 237H62V236H61ZM71 237H72V236H71ZM158 237H159V236H158ZM158 237H157V238H158ZM167 237H168V234H167ZM185 237H186V235H185ZM185 237H184V238H185ZM256 237H257V235H256ZM57 238H58V237H57ZM62 238H63V237H62ZM182 238H183V237H182ZM182 238H181V239H182ZM262 238H263V237H262ZM262 238H261V239H262ZM74 239H75V238H74ZM86 239H87V238H86ZM102 239H103V238H102ZM147 239H148V238H147ZM167 239H168V238H167ZM71 240H72V239H71ZM84 240H85V239H84ZM150 240H151V239H150ZM159 240H160V239H159ZM257 240H258V239H257ZM90 241H92V240L90 239ZM173 241H174V240H173ZM263 241H264V240H263ZM101 242H102V241H101ZM105 242H106V241H105ZM150 242H151V241H150ZM179 242H180V241H179ZM183 242H184V241H183ZM187 242H188V241H187ZM258 242H259V240H258ZM258 242H257V244H258ZM49 243H51V242H49ZM52 243H54V242H52ZM88 243H89V242H88ZM169 243H170V242H169ZM176 243H177V242H176ZM184 243H185V242H184ZM57 244H58V243H57ZM107 244H108V243H107ZM107 244H106V246H107ZM152 244H153V243H152ZM162 244H163V243H162ZM187 244H188V243H187ZM78 245H79V244H78ZM82 245H83V244H82ZM95 245H97V244H95ZM181 245H182V244H181ZM262 245H263V244H262ZM49 246H50V245H49ZM59 246H60V245H59ZM166 246H167V245H166ZM175 246H176V245H175ZM187 246H188V245H187ZM31 247H32V246H31ZM31 247H30V248H31ZM108 247H109V246H108ZM161 247H162V246H161ZM172 247H173V246H172ZM178 247H179V246H178ZM181 247H182V246H181ZM196 247H197V246H196ZM199 247H200V246H199ZM42 248H43V247H42ZM103 248H104V247H103ZM202 248H203V247H202ZM26 249H27V248H26ZM36 249H37V247H36ZM40 249H41V248H40ZM44 249H45V248H44ZM199 249H201V248H198V251H200ZM220 249H221V248H220ZM257 249H258V248H257ZM103 250H104V249H103ZM164 250H165V249H164ZM195 250H196V249H195ZM254 250H255V249H254ZM259 250H260V249H259ZM34 251L37 252L38 250H34ZM42 251H44V250H42ZM71 251H72V250H71ZM157 251H158V250H157ZM169 251H170V250H169ZM186 251H187V250H186ZM196 251H197V250H196ZM222 251H223V250H222ZM225 251H226V250H225ZM112 252H114V250H113ZM112 252H109V253H112ZM171 252H172V251H171ZM229 252H230V251H229ZM243 252H244V251H243ZM258 252H259V251H258ZM105 253H106V252H105ZM173 253H174V252H173ZM173 253H172V254H173ZM226 253H227V252H226ZM254 253H255V252H254ZM263 253H264V252H263ZM41 254H42V253H41ZM103 254H104V253H103ZM113 254H114V253H113ZM175 255H176V254H175ZM181 255H182V254H181ZM197 255H198V254H197ZM208 255H209V254H208ZM224 255H225V254H224ZM260 255H261V254H260ZM96 256H97V255H96ZM104 256L107 257V254L104 255ZM169 256H170V255H169ZM188 256H189V255H188ZM190 256H191V255H190ZM198 256H199V255H198ZM94 257H95V256H94ZM113 257H114V256H113ZM170 257H173V256L171 255ZM178 257H179V256H178ZM180 257H181V256H180ZM202 257H203V256H202ZM222 257H224V256H222ZM226 257H227V256H226ZM232 257H233V256H232ZM43 258H44V257H43ZM48 258L50 259V256H49ZM116 258H117V257H116ZM186 258H187V257H186ZM203 258H204V257H203ZM224 258H225V257H224ZM234 258H235V257H234ZM77 259H78V258H77ZM94 259H95V258H94ZM101 259H103V257H102ZM109 259H110V258H109ZM111 259H112V258H111ZM111 259H110V260H111ZM170 259H171V258H170ZM173 259H175V258L173 257ZM173 259H172V260H173ZM209 259H210V258H209ZM212 259H213V258H212ZM230 259H231V258H230ZM238 259H239V258H238ZM52 260H53V259H52ZM97 260H98V259H97ZM193 260H194V259H193ZM195 260H196V259H195ZM231 260H232V259H231ZM234 260H235V259H234ZM76 261L78 262L79 260H76ZM94 261H95V260H94ZM200 261H202V260H200ZM72 262H73V259H72ZM95 262H96V261H95ZM108 262H109V261H108ZM167 262H168V261H167ZM187 262H188V261H187ZM202 262H203V261H202ZM68 263H69V262H68ZM68 263H67V264H68ZM73 263H74V262H73ZM96 263H97V262H96ZM109 263H110V262H109ZM109 263H108V264H109ZM195 263H198V262L195 261ZM102 264H103V263H102ZM116 264H117V263H116ZM168 264H169V263H168ZM175 264H176V263H175ZM177 264H179V263H177Z\"/></svg>",
	"mask_w": 264,
	"mask_h": 264
}]
</instances>
